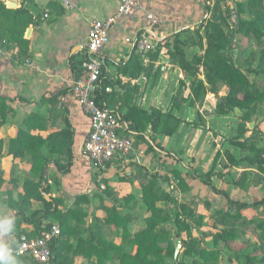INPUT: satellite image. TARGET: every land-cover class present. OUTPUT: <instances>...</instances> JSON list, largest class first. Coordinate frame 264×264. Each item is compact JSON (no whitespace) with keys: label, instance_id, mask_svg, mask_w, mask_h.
<instances>
[{"label":"crops","instance_id":"0c3cea01","mask_svg":"<svg viewBox=\"0 0 264 264\" xmlns=\"http://www.w3.org/2000/svg\"><path fill=\"white\" fill-rule=\"evenodd\" d=\"M244 2L245 0H223L222 4L236 8L237 4ZM140 4L142 10L134 18L118 19L111 29L110 42L102 52L104 61L102 78L111 81V84L106 85L103 81L102 83L104 87H110L111 92L116 93L121 102H128L148 112L157 110L165 113L170 108L179 82L183 81L186 85L189 82L178 67L170 64L165 48L161 49L164 52L157 53L156 58H153L154 56L150 53L141 56L136 53L131 41L147 24L145 19L147 13L158 15L163 19L164 24L156 29V33L162 38L161 41L167 37H174L180 31L198 28L199 24L208 17V13L205 10L204 0H140ZM116 7V0H78V7L73 11H68L55 0H26L19 8H16L28 11L33 22L29 26L28 37L25 38L29 41L26 58L19 55L16 48L9 51L0 49V96L7 99V105L11 109L7 120L0 124V142L2 143L0 225H4V228L0 229V245L10 244L18 236L29 234L32 231V226L26 224L21 216L15 218L16 211L8 203L10 200H16L18 193L23 192L22 185L25 180L36 181L38 178L31 173V161L25 157L23 164L27 165L32 178L24 179L20 188H16L12 183L21 178V164L17 162L19 158H13L8 154V143L17 136L20 130H26L29 135H38L44 139L64 130L66 123L73 130L71 148L73 161L69 173L60 174L53 165H49L45 171L46 183H43L44 187L49 188V194H43L44 198L61 199L66 208L64 206L58 208L63 212L72 207L77 196H90L91 193H95L96 188H93L92 184L109 180L107 182L110 185L116 176L121 175L126 166H128L126 170L130 169L133 173L134 178L131 181L139 188L140 192L137 193L136 200L139 198L140 201L142 190L136 180V170L140 169L143 173L151 175L157 172L162 173L165 166H171L172 169L180 167L174 160V152L184 150L180 132L184 130L186 123L197 122L194 115H202V107L201 109L198 107L199 110L196 111L185 103L174 111V116L182 123L172 136L154 134L155 140L153 141L150 138V135H153L150 127L139 137L138 133L132 131L135 133L134 138L138 139V150L134 152L133 157L126 160H115L104 170H99L82 155V147L89 133V120L72 99L70 90L75 71L85 55L89 23L93 20H106L115 14ZM164 59L167 61L165 62ZM72 63H74V68ZM158 69L163 72L157 74ZM166 92H169V95L164 98ZM42 99L45 102L40 104ZM105 105L107 109L124 117V108L120 109L118 105ZM33 114H38L43 118V129L38 127L26 129L24 122ZM211 122V118H206L203 128L210 129ZM149 148L152 149L151 152L147 155L143 153L144 156H142V150ZM42 154L49 159L55 157V155L47 154L45 147ZM167 155L174 158L166 157ZM15 165H19L20 169ZM180 165L184 166L183 163ZM84 183L86 188L83 187ZM120 185L124 189L130 187L129 183ZM124 194V197L132 195L131 192L128 193L129 195ZM69 196L72 200L67 206L65 198ZM34 201L30 203L33 211L41 210L42 203L40 202L42 207H38L33 205ZM111 207L113 206L109 205L108 208ZM24 215L29 216L28 211ZM48 221L49 219L44 223L50 224ZM83 221L85 224L81 226L82 231L78 234L79 237H86L89 230L108 242L118 243L117 240L113 241L110 236L106 235V225L99 224L97 228H91L86 222L90 224L91 217L86 218V215ZM76 239L73 237L69 239L73 248L76 247ZM68 255L71 257V254ZM86 262L96 264L97 259L95 257L85 259L82 256L73 258V264H85ZM109 263L110 261H106L104 264Z\"/></svg>","mask_w":264,"mask_h":264},{"label":"trees","instance_id":"16d2710c","mask_svg":"<svg viewBox=\"0 0 264 264\" xmlns=\"http://www.w3.org/2000/svg\"><path fill=\"white\" fill-rule=\"evenodd\" d=\"M205 10L208 17L204 19L197 28V43L203 51L201 55H194L188 62L185 57L184 49L195 46L188 41H179L177 35L183 33L180 31L174 36L172 46L165 48L170 58V64L178 67L184 74V78L189 82L190 96L192 103L190 105L202 107L206 96L213 90L217 82L224 83L228 92L223 97L222 102L217 105L218 114L228 116L235 109L240 110V124L237 135L229 140V144L240 151L253 153L250 162L257 165L258 170L263 171L264 159L261 151L252 144L255 138L253 131L249 137H246V124L255 112L257 106L263 101L264 94L255 89L247 79L245 73L233 61L231 53L230 38L225 33L227 27V15L229 10H223L220 7V0H204ZM238 15H246L249 19H239L238 30L244 36H252L257 45L264 43V0H245L244 3L236 5ZM33 19L30 13L24 9H8L0 1V49L4 51L16 48L18 54L27 57L29 41L24 38V34ZM203 30V35L200 31ZM159 52V51H158ZM157 52V53H158ZM156 53V56H157ZM259 60L256 68L251 69L256 76L264 79V48L258 52ZM156 58V57H153ZM81 64V61L80 63ZM74 68V63H72ZM203 69V79H199L200 70ZM74 70V69H73ZM79 68L75 71L76 78ZM101 80L110 85L111 81ZM185 84L180 81L172 97L170 108L162 113L157 110L151 112L145 111L139 107L131 105L128 102H121L116 93H105L104 91L95 97V102L100 108H106L105 104L111 106L118 105L124 108L123 120L128 123L131 131L142 135L149 127L153 133L150 138L154 141V134H163L172 136L178 126L182 123L180 119L174 116V111L179 109L185 103L184 97ZM45 102L41 100L40 104ZM11 109L7 105V99L0 96V124L7 120ZM43 118L38 114L29 116L24 124L26 129L38 127L43 129ZM74 132L70 125L66 123V128L58 133L49 135L46 139L40 136H31L25 130H20L17 136L8 143V154L13 158H27L31 161V173L38 178L36 181L25 180L22 187L23 192L18 193L16 200H10L9 206L16 211V219L21 216L26 224L32 226V231L26 234L28 237H36L43 230L49 228L51 224H45L44 221L53 219L58 221L60 235L52 242L50 248L55 257L54 264H73L75 256H82L85 259L95 257L96 264H104L106 261L117 260L119 264H166L168 260L173 261L174 239L170 230L163 227V224L170 221L174 216L173 222L176 228L175 236L180 237L184 232L187 237H191L192 226L187 223L185 218L192 217L191 211L183 205L178 209H173L172 213L167 209L157 206V203L163 201L172 203L168 194L163 193L157 185V177H150L146 173L139 171L136 175L141 190V202L147 209L149 216L144 219V226L130 237L127 230V218L121 216L113 207L105 209L110 212V216L103 220L104 225H113L123 229L122 238L124 242L135 248L134 253H126L123 245H117L100 238L95 232L87 231L86 237H79L82 231L81 226L85 224L83 217L85 214L82 205L88 202L86 195H79L75 198L72 207L61 211L58 207L63 204L59 198L46 200L43 194H49V188L43 186L45 181V171L49 165H53L60 174L69 173L72 167ZM0 142V151H1ZM45 147L47 154L55 155L49 159L43 155ZM227 158L234 163L230 153L225 151ZM15 184V181H12ZM1 184V177H0ZM32 200L42 203L41 210L33 211L29 216L25 212L30 206ZM126 201H132L131 196L125 197ZM230 206L239 209L248 207L259 208L264 205V199L258 200L252 204L229 201ZM239 223V224H238ZM196 226L202 224V218L197 217ZM215 224L222 228L217 234L212 235L213 244L219 241H236L244 237L249 227H254L259 240L261 252L260 259L257 257H246L244 264H264V222H247L239 213L233 215L231 212L219 213L215 219ZM238 224V225H237ZM76 239V247L69 243L70 238ZM184 255L192 258L191 264H216L217 252L214 250H201L194 254V249L184 242ZM71 254V257L68 255ZM196 255V257H194ZM36 264L28 257L7 259L6 264Z\"/></svg>","mask_w":264,"mask_h":264},{"label":"rangeland","instance_id":"374dc122","mask_svg":"<svg viewBox=\"0 0 264 264\" xmlns=\"http://www.w3.org/2000/svg\"><path fill=\"white\" fill-rule=\"evenodd\" d=\"M222 2L223 0H220V7L223 10H229L230 7L225 4L223 5ZM212 4L213 0L211 1ZM229 12L227 17L229 16ZM239 19L248 20L249 18L246 15L241 16L237 14V25L233 29H229L227 23V27L224 28L225 33L230 38L233 61L245 73L252 86L264 94V79L261 76L254 75L251 70L256 68L258 64V52L261 48H264V43L259 46L252 36H244L237 31ZM28 29L24 34V38H26ZM200 34L203 35V30L200 31ZM177 39L195 44V46L184 49L188 62L192 60L194 55L203 54L200 46H196L199 42L197 28L179 33ZM173 41L174 37L172 36L160 41L150 53L151 56L156 57L158 51L164 52L161 49L167 48V45L171 47ZM161 65L163 66L164 64ZM161 72H163L161 69L157 70V74ZM200 73L199 79H203V69L200 70ZM189 87V84H185L183 90V95L186 99L185 104L197 111L201 107L198 108L197 104L195 106L190 105V102L192 103L193 101L190 96ZM213 87V90L206 96L202 105V115L193 116L197 122L186 123L184 130L180 132V137L184 142L182 146L184 150L173 151L175 158L171 155L166 156L174 158L180 167L172 169L171 166H165L161 171L162 173L157 172L151 175L147 173L150 177H157L158 188L163 193L168 194L172 201L170 204L161 201L157 203L158 207L167 209L172 213L173 209L177 210L179 205H183L193 214L192 217L185 218L187 223L192 226L191 237H187L184 232L180 234L179 238L175 236L174 216L171 217L170 221L163 224V227L171 231L174 241H181V249L178 253L177 261H174L173 255V261L168 260L166 264L192 263V258L183 254L185 249L184 242H188L194 249V254L201 250L215 249L218 254L216 264H244L245 258L248 256L259 259L261 257L259 240L254 227L247 228L246 234L239 240L229 242L219 241L216 246L213 244L212 235L222 230L220 226L215 224V219L219 213L229 211L233 215L239 213L247 222H264V205L259 208L248 207L238 210L229 204V201L252 204L264 199V170H258L257 165L250 162L253 153L240 151L229 144V140L237 135L241 112L235 109L228 116L219 115L217 105L222 102L223 97L228 92V88L222 82H217ZM168 95L169 92H166L164 98H167ZM206 118H211L212 120L210 129L203 128ZM190 119H192L191 116ZM249 125L252 126L250 127ZM246 129L248 130L245 135L246 137H249L253 131L255 132L256 136L252 144L261 151V154H264V99L257 106L255 112L252 113L250 121L246 124ZM135 141L136 151L138 150V139H135ZM141 142L143 143V138ZM151 150V148L143 149L142 156L147 155ZM225 151L230 153L234 163L227 158ZM262 158L264 159V155ZM18 160L17 162L21 164V169L19 165H15V167L20 169L21 178L15 180L16 188L21 187L24 179L32 178L27 165L23 164V158H19ZM180 163H183L184 166H181ZM126 168L128 166L125 167L120 176L118 175L112 180L110 185L107 182L109 180L100 181V185L98 183L92 184V187L96 188V192L87 196L88 202L83 204L84 207L82 208L86 218L91 217L90 224L86 221L91 228H97L99 224L104 226L103 220L110 216V212L105 210L109 205H112L121 216L127 218L126 226L130 237L144 226V219L149 216V213L139 198L136 200V195L140 191L138 186H135L133 181H131L134 178L133 173L130 172V169L126 170ZM139 171L141 170H136V175ZM168 174L170 175L168 176ZM85 180L87 179L85 178ZM171 181L173 184H171ZM122 183H129L130 187L124 189L120 185ZM83 187L86 188L85 183ZM130 192L133 198L132 203L124 200V193L129 195L128 193ZM71 200L70 196L65 198V205H70ZM33 203V205L42 207L39 201H34ZM63 206L64 204L60 207L63 208ZM64 208L66 207L64 206ZM27 211L28 215L33 212L31 204ZM197 217L202 218L200 226H196L195 224ZM48 222L51 225H58V221L53 219H49ZM106 226L105 231L107 236H110L113 241L117 240L118 245H123L126 253L135 252V248L124 242L122 228L113 225ZM85 264L91 263L86 262ZM109 264L119 263L118 261H110Z\"/></svg>","mask_w":264,"mask_h":264},{"label":"built area","instance_id":"2783aa9c","mask_svg":"<svg viewBox=\"0 0 264 264\" xmlns=\"http://www.w3.org/2000/svg\"><path fill=\"white\" fill-rule=\"evenodd\" d=\"M6 7L14 3L16 8L26 0H0ZM61 7L73 11L78 7V0H55ZM116 12L106 20H93L89 23L86 35L85 55L79 66V73L74 78L70 90L72 99L79 106L82 114L89 120V133L82 147V155L99 170L115 160H126L135 152V133L123 117L107 108H100L95 97L103 91L110 93V87L102 83L104 61L103 50L110 42V32L118 19L134 18L142 10L140 0H116ZM228 28L237 25V10L229 9ZM147 24L134 37L132 44L138 55L146 56L162 40L156 29L164 24L163 19L155 14L145 15ZM129 42V40H127ZM171 184L173 182L171 181ZM60 235L58 225H50L39 236H18L12 243L0 245L7 250V259L28 257L36 264H54L51 251L52 242Z\"/></svg>","mask_w":264,"mask_h":264},{"label":"water","instance_id":"95a60500","mask_svg":"<svg viewBox=\"0 0 264 264\" xmlns=\"http://www.w3.org/2000/svg\"><path fill=\"white\" fill-rule=\"evenodd\" d=\"M7 8L13 10V9H16V5L14 3L8 4ZM28 34H29V31H27L26 38L28 37ZM249 126L251 127L252 125H249ZM46 200H48L47 197H46ZM180 249H181V241L180 240L174 241V261L175 262L177 261V256H178Z\"/></svg>","mask_w":264,"mask_h":264},{"label":"clouds","instance_id":"9594fccd","mask_svg":"<svg viewBox=\"0 0 264 264\" xmlns=\"http://www.w3.org/2000/svg\"><path fill=\"white\" fill-rule=\"evenodd\" d=\"M4 225H0V229H3ZM8 253L7 250L4 248H0V264H6V257Z\"/></svg>","mask_w":264,"mask_h":264}]
</instances>
